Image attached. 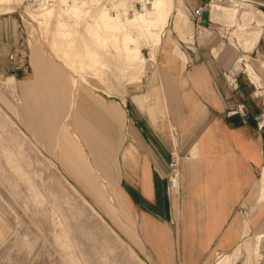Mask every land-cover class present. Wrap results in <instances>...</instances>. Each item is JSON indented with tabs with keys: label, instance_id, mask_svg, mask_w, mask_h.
Segmentation results:
<instances>
[{
	"label": "rangeland",
	"instance_id": "obj_1",
	"mask_svg": "<svg viewBox=\"0 0 264 264\" xmlns=\"http://www.w3.org/2000/svg\"><path fill=\"white\" fill-rule=\"evenodd\" d=\"M57 1L49 0L50 7L32 8L28 5L32 0H0V17L15 18L18 35H24L34 50L36 69L29 82L16 80L9 84L8 77H0V264H158L139 216L111 180L114 175L103 170L105 182L85 153L90 154L89 142L74 119L78 117L87 125L101 118L86 99L81 115L74 103L80 87L91 101L99 103L97 96L102 94L109 103L113 96L90 86L105 88L103 83L107 81L112 83L113 95L120 96L125 83L128 92L145 91L150 76L143 78L142 58L151 72L150 59L157 61V50H166L170 45L168 38L179 46V38L192 42L199 30L204 31L186 7V2L194 6V0H172L174 9L166 20L153 13V0L146 12L117 7L114 2L110 4L112 11L107 4V17H119L123 32L134 39L131 37L132 45L125 42V34L111 30L104 22L102 3L83 2L78 8L73 4L75 7H69L71 3L66 0ZM195 1L205 7L202 18L211 20L209 29L216 32L220 45L230 46L238 54L236 71L232 72L246 70L253 57L246 59L249 53L244 46L258 22L249 24L244 13L252 11L264 20L253 8L256 6L245 0ZM258 9L264 13L263 7ZM179 17L182 21L177 20ZM174 57L180 61L184 55L177 48ZM72 76L77 79L73 91ZM111 114L114 121L120 116L117 112ZM107 134L117 147L125 136L122 129H107ZM71 141L80 156L78 159L74 154L77 168L61 161L64 144ZM263 186L264 178L253 187L257 204L253 208L242 205L240 209L245 218V236L251 214L244 213L255 212L259 209L255 207L264 203L259 193ZM254 232L249 229V235L229 254L210 253L209 264H218L227 256L226 264H264V233ZM179 250L175 264H185Z\"/></svg>",
	"mask_w": 264,
	"mask_h": 264
},
{
	"label": "crops",
	"instance_id": "obj_2",
	"mask_svg": "<svg viewBox=\"0 0 264 264\" xmlns=\"http://www.w3.org/2000/svg\"><path fill=\"white\" fill-rule=\"evenodd\" d=\"M186 4L189 9L202 5L195 0L194 6ZM259 13L264 19L263 11ZM246 15L249 23L258 22L244 46L249 53L245 57H253L254 66L247 64L246 70L235 73V89L225 75L235 70L238 54L230 46L222 47L216 32L210 30L209 18L201 17L197 27L204 31L199 30L194 41L177 40L185 66L174 57L173 41L166 50H157V61L150 59L151 72L142 58L143 78L150 76L145 91L128 92L125 83L118 96L110 91L111 81L103 83L105 88L90 85L114 97L108 103L98 94L99 103H95L81 87L77 90L74 104L79 115L86 105L84 98L101 118L85 125L74 117L89 142L90 154L85 153L105 182L103 170L114 175L111 180L139 216L158 264H175L177 247L185 264H209L210 253L229 254L249 235V229L264 233V203L255 212L244 213L251 214L246 236L240 210L242 205L257 204L253 187L264 178V20L252 11ZM18 31L15 18L0 17V77H8L9 84L29 82L36 71L34 50ZM72 77L73 91L77 79ZM237 104L244 105L242 113L233 112ZM114 112L120 115L115 121ZM107 129L123 130L119 147L111 144ZM66 142L61 158L65 166L74 164V154L80 159L73 141ZM175 151L179 159L174 171L171 155ZM259 193L264 196V186ZM228 258L218 264H226Z\"/></svg>",
	"mask_w": 264,
	"mask_h": 264
},
{
	"label": "bare ground",
	"instance_id": "obj_3",
	"mask_svg": "<svg viewBox=\"0 0 264 264\" xmlns=\"http://www.w3.org/2000/svg\"><path fill=\"white\" fill-rule=\"evenodd\" d=\"M28 1H30V0H28ZM66 1L69 4L71 3L70 5H68L69 7H75V6H77L78 8H82V7H79V6H81L83 4V2L96 1V2H98L100 4L102 3V5H103L102 6L103 7V13L105 15L104 22L108 25V27L111 28V30H116L119 33L122 32L123 34H125L126 35L125 42L126 43H129L131 45L133 44L132 43L133 41L131 39V35H130L129 32H126V31H125V33L123 32V28L121 27L122 26V22L119 20V17L118 16L117 17H111V16H109L111 18H108L107 17L108 12L110 10V6H111V10L114 11L113 10L114 8H112V5H110V4L112 2H114V3L117 4V7H121V6L122 7H126V6H129L130 9L133 10V11H135V10H142L143 12H146L147 9H148L149 4L151 2L150 0H145L148 4L146 6H144L143 8H140L139 9V8L135 7V4H134V1L133 0H66ZM231 1H233V0H231ZM48 2H49V0H32V4L31 3H28V5L30 7H32V8L33 7H39V8L40 7H43V8H45V7H50L51 6ZM58 2H61V1L58 0L57 3ZM235 2H237V1H235ZM103 3H106V4H103ZM72 4L75 5V6H73ZM107 4H109L110 6H108ZM151 4L153 5V7L151 6ZM151 4H150V6L152 7L153 13L156 14L157 17H160V18L164 17L165 20L170 18L169 16H171L172 11L174 9L173 6H172V0H153L151 2ZM210 7H211V5H210ZM216 7H218V5H216ZM251 7H253V6L251 5ZM253 8L255 10H257L258 12H262V11H260V9H258L256 7H253ZM234 10H235V12H238V10H236V9H234ZM250 12L251 11H248L247 13H244V14H248ZM150 14H152V13H149V14L147 13L146 15L150 16ZM144 15H142V16H144ZM142 16H140V17H142ZM177 20L182 21V17H179ZM249 24H251V23H249ZM241 26H243L242 23H241ZM168 40H169V43H171L172 40L170 38H168ZM177 48H178V46L175 45V49H177ZM214 51H216V49H214ZM180 62H181L182 67L185 66L184 65L186 63V60L185 59L182 58L180 60ZM234 71H236V70H234Z\"/></svg>",
	"mask_w": 264,
	"mask_h": 264
},
{
	"label": "built area",
	"instance_id": "obj_4",
	"mask_svg": "<svg viewBox=\"0 0 264 264\" xmlns=\"http://www.w3.org/2000/svg\"><path fill=\"white\" fill-rule=\"evenodd\" d=\"M135 7H139V8H143L144 6H146L148 3L145 0H133ZM246 2H249L253 5H255L256 7H263L264 8V0H245ZM189 13L191 14V17L193 19V21H196V25L199 26L201 24V17L204 11V7L203 6H197L194 9H189L188 8ZM228 84L232 87V88H236L237 87V82H236V75L235 73H233L232 71H228L227 75H225ZM244 110V105L243 104H237L234 111L233 112H239L242 113ZM173 132L175 133V128L173 127ZM178 155L175 152L172 153L171 155V162H172V166H173V170L175 171V167L178 164Z\"/></svg>",
	"mask_w": 264,
	"mask_h": 264
}]
</instances>
